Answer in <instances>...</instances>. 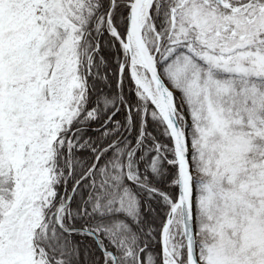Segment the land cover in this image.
<instances>
[{
    "label": "snow or ice",
    "instance_id": "1",
    "mask_svg": "<svg viewBox=\"0 0 264 264\" xmlns=\"http://www.w3.org/2000/svg\"><path fill=\"white\" fill-rule=\"evenodd\" d=\"M0 264H264V0H0Z\"/></svg>",
    "mask_w": 264,
    "mask_h": 264
}]
</instances>
